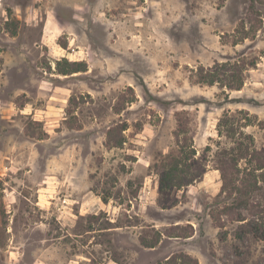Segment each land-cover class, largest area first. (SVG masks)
<instances>
[{"label": "rangeland", "instance_id": "1", "mask_svg": "<svg viewBox=\"0 0 264 264\" xmlns=\"http://www.w3.org/2000/svg\"><path fill=\"white\" fill-rule=\"evenodd\" d=\"M29 2L0 0V264L264 262L241 228L264 217V170L224 163V179L215 155L264 146V0H109L61 12L45 43ZM221 63L226 84L200 78ZM178 144L205 171L161 193Z\"/></svg>", "mask_w": 264, "mask_h": 264}, {"label": "trees", "instance_id": "2", "mask_svg": "<svg viewBox=\"0 0 264 264\" xmlns=\"http://www.w3.org/2000/svg\"><path fill=\"white\" fill-rule=\"evenodd\" d=\"M70 68L68 69H63L60 73L63 74H72L75 72H80L83 69L80 67L79 63L77 61H69ZM230 63H221L218 66L225 67L222 71H216L215 68H208L207 71L201 67L200 69V78L204 82H208L210 84H214L218 81L224 82L226 84L227 80V71L231 70L232 71V66L230 65L231 68H227ZM217 67V66H216ZM217 69V68H216ZM226 76V79L223 78ZM202 81V82H203ZM242 81V79H241ZM228 85V84H227ZM230 87L236 86L235 81L234 83H231L229 85ZM240 83H238L237 89H239ZM231 87V88H232ZM224 119L220 120L219 126L222 125ZM221 128V127H220ZM220 128L218 129L219 132H221ZM220 134V133H219ZM178 141L180 142L179 138V132H178ZM244 139H247V141H244ZM118 144H122V140L118 141ZM180 147L178 153L176 152H171L167 156L164 157L163 163L159 165V171H160V182H159V191L161 193L166 192L167 190L173 188V187H178L179 189L183 186H186L192 181L197 180L205 171V169L197 174H195L194 177H190V173L192 172V166L193 164L189 162L188 160L190 159V156L196 155V150L194 148H190L188 151L185 146L178 144ZM217 158H221L222 165H219L218 169H220L222 175H224V179L226 178L225 176V171L227 166H223L224 163H232L234 164L235 167L237 168L238 172H241L240 168L238 167V162L242 159H246L249 164L255 163V165L252 168L246 167L245 169L253 170H264V146L263 147H256L254 143V139L251 136H245L243 139L241 138H236V140L233 142V145H231L229 148L228 146H224L221 149H218L215 153ZM248 170V171H249ZM259 177H262V180L264 181V172L261 173V175H257L255 177V183H253L255 186L258 187L259 183ZM245 201L241 200L239 205H244ZM259 212L264 213V208H259ZM259 220H248L247 222L243 223L241 225V228L246 229L244 231L253 233L255 236L264 239V217H259ZM237 221H244L246 218L242 214H238L236 217ZM243 238L242 235H240V238ZM159 240H156L154 243H148L147 241L143 240V243L146 246H154ZM185 259L188 261L193 262L194 264H198L197 259L192 258L190 255H184ZM173 257H170L169 259H172ZM260 264H264V262H261Z\"/></svg>", "mask_w": 264, "mask_h": 264}, {"label": "crops", "instance_id": "3", "mask_svg": "<svg viewBox=\"0 0 264 264\" xmlns=\"http://www.w3.org/2000/svg\"><path fill=\"white\" fill-rule=\"evenodd\" d=\"M108 2L109 0H30L25 5L19 4L17 10L20 12H37L40 10L45 13L43 25L46 33L41 36L42 42L45 43L49 42L52 36L48 31H56L57 23L60 20L68 21L65 16L60 14L61 12L70 10V12L74 13L73 16H78V13L82 11L105 13L113 8L110 5H106ZM132 2H135V0H132Z\"/></svg>", "mask_w": 264, "mask_h": 264}]
</instances>
